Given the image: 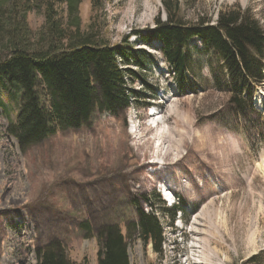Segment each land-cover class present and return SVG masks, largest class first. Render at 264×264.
<instances>
[{
    "label": "rangeland",
    "instance_id": "374dc122",
    "mask_svg": "<svg viewBox=\"0 0 264 264\" xmlns=\"http://www.w3.org/2000/svg\"><path fill=\"white\" fill-rule=\"evenodd\" d=\"M164 1L104 0L96 13L90 0L80 6L98 41L124 45L126 38L148 54L127 77L138 101L117 116L96 110L86 126L58 130L23 151L9 132L21 91L0 78V264H38V249L57 238L75 264H98L87 225L111 220L125 230L137 216L132 200L154 191L164 203L145 208L164 226L163 252L135 232L128 238L131 264H247L255 255L264 264V81L254 94L250 117L262 120L255 125L236 114L231 94L214 80L213 68L229 81L219 53L195 37L181 88L161 43L147 44L138 33L154 27L160 12L166 19ZM180 1L191 22L241 5L264 27V0ZM29 22L38 29L44 15L31 13ZM172 204L184 207L174 220L165 210Z\"/></svg>",
    "mask_w": 264,
    "mask_h": 264
},
{
    "label": "trees",
    "instance_id": "16d2710c",
    "mask_svg": "<svg viewBox=\"0 0 264 264\" xmlns=\"http://www.w3.org/2000/svg\"><path fill=\"white\" fill-rule=\"evenodd\" d=\"M91 10L104 9V0H90ZM83 0H0V78L21 91L18 117L9 132L23 151L43 143L58 130L86 126L96 110L119 114L138 101V92L130 89L135 65L144 64L143 48L98 41L96 26H84L80 14ZM166 19L160 12L155 26L146 34L139 31L147 44L157 40L182 88L188 83L190 52L195 37L219 53L227 70L228 82H222L213 68L217 85L231 94L236 114L257 125L250 116L254 111L256 88L264 81V27L250 7L227 6L215 19L200 17L191 22L182 17L180 0L163 3ZM104 6V7H103ZM44 15V22L33 29L31 13ZM92 16V15H91ZM224 85V87H222ZM4 104V103H3ZM261 116V112L256 109ZM164 201L161 194L135 197L132 200L136 219L124 226L105 221L89 228L98 243V264H131L128 238L138 232L140 239L151 244L157 254L163 252L164 226L155 210ZM183 208L173 205L165 210L172 220ZM38 264H75L63 240L53 239L37 251ZM260 255L247 264L258 262Z\"/></svg>",
    "mask_w": 264,
    "mask_h": 264
},
{
    "label": "bare ground",
    "instance_id": "6f19581e",
    "mask_svg": "<svg viewBox=\"0 0 264 264\" xmlns=\"http://www.w3.org/2000/svg\"><path fill=\"white\" fill-rule=\"evenodd\" d=\"M162 121H163V120H162ZM155 123H157V126L159 125V124H158V119H155V120H154V124H155ZM161 123H162V122H161ZM161 134L164 135V131L161 132ZM162 144H164V143H161V146H162ZM176 146H177V145H176ZM174 147H175V146H174ZM168 151H169V150H168ZM171 153H172V152H171ZM171 153H170V154H171ZM168 154H169V153H168ZM168 154H167V155H168ZM165 155H166V154H165ZM173 205H175V204H172L171 206H173ZM178 212H180V211H178Z\"/></svg>",
    "mask_w": 264,
    "mask_h": 264
}]
</instances>
